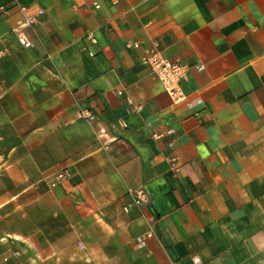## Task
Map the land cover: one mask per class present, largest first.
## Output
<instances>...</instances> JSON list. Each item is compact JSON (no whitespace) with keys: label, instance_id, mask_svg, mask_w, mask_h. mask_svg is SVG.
<instances>
[{"label":"crops","instance_id":"obj_1","mask_svg":"<svg viewBox=\"0 0 264 264\" xmlns=\"http://www.w3.org/2000/svg\"><path fill=\"white\" fill-rule=\"evenodd\" d=\"M1 7L0 264H264V0ZM154 45L187 67L180 103Z\"/></svg>","mask_w":264,"mask_h":264},{"label":"built area","instance_id":"obj_2","mask_svg":"<svg viewBox=\"0 0 264 264\" xmlns=\"http://www.w3.org/2000/svg\"><path fill=\"white\" fill-rule=\"evenodd\" d=\"M7 11V7L0 8V12L3 14L7 13ZM20 12L24 14V20L13 28L12 32L15 34L18 44L24 49H29L32 47V44L24 36L23 30L34 24L37 17L41 16L43 12L37 10L35 13H31L27 7H21ZM134 47L137 48V46ZM141 63L150 69L153 77L160 82L173 104L180 103L184 100L180 83L187 73V67L185 65L163 58L157 45H154L146 52V55L141 58ZM77 117L89 122L96 118L92 112L85 109L79 110ZM69 176V172L65 169L57 175V180L67 179ZM131 196V203L122 208L124 212H128L131 207L138 209L147 207L149 199L143 190L132 191ZM2 262H7V259L0 257V263ZM197 262L198 259H194V263Z\"/></svg>","mask_w":264,"mask_h":264}]
</instances>
